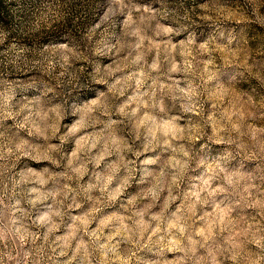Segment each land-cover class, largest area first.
<instances>
[{"label": "clouds", "instance_id": "1", "mask_svg": "<svg viewBox=\"0 0 264 264\" xmlns=\"http://www.w3.org/2000/svg\"><path fill=\"white\" fill-rule=\"evenodd\" d=\"M0 264H264V0H0Z\"/></svg>", "mask_w": 264, "mask_h": 264}]
</instances>
